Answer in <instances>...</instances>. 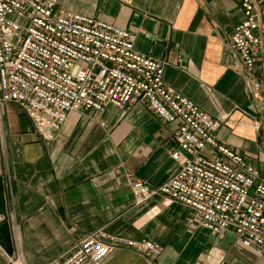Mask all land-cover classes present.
I'll use <instances>...</instances> for the list:
<instances>
[{
  "label": "crops",
  "instance_id": "0c3cea01",
  "mask_svg": "<svg viewBox=\"0 0 264 264\" xmlns=\"http://www.w3.org/2000/svg\"><path fill=\"white\" fill-rule=\"evenodd\" d=\"M135 34V48L164 61L165 83L216 117L219 142L242 154L264 178V111L230 46L243 18L241 0H55ZM264 15V0L259 2ZM254 76L264 87L261 63ZM177 119L163 122L142 100L127 111L108 104L70 110L43 139L16 102L0 104V264H57L87 234L149 239L153 255L115 246L103 264H264L233 228L214 232L187 205L156 194L134 203L130 177L157 188L180 169L171 157ZM209 155H221L216 152ZM10 178V179H9ZM13 259V260H11Z\"/></svg>",
  "mask_w": 264,
  "mask_h": 264
},
{
  "label": "built area",
  "instance_id": "2783aa9c",
  "mask_svg": "<svg viewBox=\"0 0 264 264\" xmlns=\"http://www.w3.org/2000/svg\"><path fill=\"white\" fill-rule=\"evenodd\" d=\"M260 1L241 0L243 18L232 27L229 44L250 74L251 101L264 111V87L253 74L257 62L264 74ZM164 66L138 51L135 34L126 28L57 8L55 0H0V104L18 103L45 140L54 137L70 110L79 108L103 111L113 104L125 112L142 100L163 122L178 119L171 157L180 169L157 188L130 177L134 203L162 194L190 207L214 232L233 228L243 246L263 255L264 178H257L242 154L217 140L216 117L165 83ZM215 151L221 155L205 153ZM102 236L101 231L87 234L57 264H103L115 246L154 257L162 253L149 239L107 241ZM16 260L23 264L20 250Z\"/></svg>",
  "mask_w": 264,
  "mask_h": 264
}]
</instances>
